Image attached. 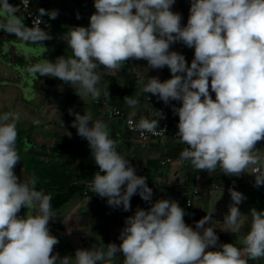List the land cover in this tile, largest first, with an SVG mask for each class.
Masks as SVG:
<instances>
[{"label": "clouds", "instance_id": "1", "mask_svg": "<svg viewBox=\"0 0 264 264\" xmlns=\"http://www.w3.org/2000/svg\"><path fill=\"white\" fill-rule=\"evenodd\" d=\"M175 0H94L95 12L87 27L69 28L62 36L71 54L54 61L38 58L26 71L39 77L57 78L81 97L109 98L105 71H119L131 60H144L148 69L170 70L171 78L146 77L135 96L125 104L136 115L141 94L151 93L172 106L178 115L180 153L196 171L240 176L253 168L256 186L264 185V156L256 149L264 140V0H190L187 24L172 11ZM39 16L56 19L58 10L38 9ZM79 19V15L77 16ZM15 6L0 0V29L14 34L25 45L43 47L51 35L33 22L24 24ZM182 42L194 49L189 65L170 48ZM211 93L215 94L213 99ZM72 127L87 140L99 171L89 183L90 191L113 208L131 209L139 194L151 203L137 208L125 219L119 245L77 249L74 256L54 254L59 243L49 222L55 218L52 196L36 187L37 181L20 179L14 168L21 161L17 147L19 111L0 113V264H248L264 258V210H250L249 230L243 248L218 244L219 237L207 214L193 227L185 223V210L175 200L152 202L147 178L137 175L129 159L119 153V141L109 125L93 119L91 111L74 113ZM158 116H162L159 113ZM132 124V120H129ZM156 118L141 117L134 125L143 135H159ZM232 203L224 216L227 231L241 229L239 205L246 198L229 189ZM22 207L28 209L20 215ZM209 225V226H206ZM214 248L217 250H209Z\"/></svg>", "mask_w": 264, "mask_h": 264}, {"label": "crops", "instance_id": "2", "mask_svg": "<svg viewBox=\"0 0 264 264\" xmlns=\"http://www.w3.org/2000/svg\"><path fill=\"white\" fill-rule=\"evenodd\" d=\"M18 1L19 0H8L11 5L15 6L16 14L19 17L24 18V24L31 27L26 16L18 8ZM32 3L37 9L43 8L47 11L58 10V16L53 20L45 15L52 24V31L49 33L52 39L43 42V46L46 48L40 47L41 50L33 54L30 58L31 62L35 63L38 58L49 60H52L53 58L55 60L57 57L70 55V49H68L62 36L71 27L88 26L89 18L95 12L94 0H32ZM189 9L190 0H175L174 5L172 6V11L177 12L182 16V26L187 24ZM78 15L79 19L77 18ZM3 40L18 41L14 34H9L0 29V101L11 99L18 102L21 94L19 90H17L19 88L17 84L22 85L20 82L23 81V76L20 74V66L18 63L20 59L22 60H20L22 64H26V62L23 61L21 56L16 57L19 60H15V57L5 55L1 49ZM170 50L177 51L184 55L189 65L194 58V49L188 48L182 42H176L171 46ZM156 71L158 72L156 77H159L161 81H164L165 75L163 69H156ZM13 74H15V76H13ZM116 74H118V71H105L104 73L105 76ZM36 78H39L42 84L39 87L36 85L30 87V119L34 120V122L38 120H50V122L39 123L42 129L39 132L41 139L45 141L47 138L50 139L49 136L53 137L52 144H48V148L50 149L55 143L57 135L66 137L65 135L68 133L66 130L68 128L69 137L66 138H70L73 142L78 144L83 143L84 145H88L87 140L81 138L77 134V129L72 127V122L75 117L74 115L69 114V110L71 109L72 112H74L77 105H73L72 108L63 106V104L69 102V98L67 97L69 93H72L71 91L73 87L64 84L57 78L39 76ZM17 80H19V83L16 82ZM140 82L144 84L146 81L140 80ZM211 95L213 99H215V94L211 93ZM76 98H80L81 103L90 104V102L97 101H88L83 96H77ZM71 102L76 103L75 100ZM177 104L178 101H170L167 104L170 112L172 106H176ZM89 107V110L93 114L92 107ZM131 112L132 109L128 108L127 114L131 115ZM155 112L156 106L149 101L143 100L140 101V104L136 109V115L133 117L140 119L143 116L151 119L155 116ZM95 114L97 116L102 115L101 120L109 125L113 138L119 141L117 150L121 155L129 159L132 166L136 169V173L146 177L148 183L157 185L158 191L152 202H155L158 199L171 197V194L174 193L175 201H177L185 210V223L193 227L194 230L196 221H199L207 214H212L213 220L211 221V226H216L220 231L230 233L234 238L239 232L244 231L247 233L249 230L251 209H256L258 211L264 210V195L260 194L259 186H256L255 176L253 175L255 174L253 173V168L256 166H250L247 169V173H242L240 176H234V179L230 181L235 184L233 189L242 193L246 198L238 206L242 214L240 217L241 229L235 233L230 230H224L228 229V226L224 223V216L228 213L229 205L232 203L229 190L219 191L212 194L213 196L204 195L191 207H187L185 204L177 200L179 193L178 187H182V182L185 179H190L194 176L193 185L199 181L209 182L212 177L222 173L219 169L212 173H208L207 171H196L190 162H181L175 157L180 148L178 140L164 137L152 139L143 144L135 133L128 131L123 120L119 122V119L111 118L108 112L104 111ZM51 121L53 122L51 123ZM57 121L59 123H57ZM32 135L33 131L30 130V152L32 153L30 155L29 163L25 164V167L27 166L29 168V176H21L22 174L19 173L18 163L14 168V172L21 180L35 177L38 183L41 180V177L39 175L37 164L40 159L44 158V153H46V151H44V146L41 142H38V140L35 141ZM71 136H74V138ZM255 147L260 151L261 156H264V140L258 141ZM72 156V153H68L63 155L62 159L69 163ZM167 157H172L173 160L162 163ZM76 167H78V163H75L72 166L69 164H67L66 167L64 166L69 172L74 171ZM60 168L64 169L63 166ZM37 189L43 190L39 187H37ZM43 191L46 194H51V191ZM244 201L249 205L247 211L244 210L242 206ZM130 204L131 209L126 212L123 210L122 206L118 208L109 206L107 198L99 199V197L94 195L84 196L80 192L75 193L62 205V207L57 211H53L56 217L49 222L51 234L56 236L59 240V243L54 247V254L59 253V255L63 257L67 256L66 254L69 255V253L66 252V249L69 246L74 247V252H76L77 249H87L88 246H92L88 244V232L90 231L96 232V238L93 240H98L101 246L103 245V242L107 241L110 243H116L117 237L115 234L110 233V231L116 225L124 228L125 219L128 216L134 215L138 207L147 210L151 206V203L137 198H132ZM24 209L25 207H22L21 212H23ZM121 216H123L124 219H120ZM247 216H249V220L247 219ZM91 237L94 238V236H90V238ZM84 242H86V244ZM97 244L99 245L98 242ZM237 247L243 248V244L241 243L240 245H237ZM209 250L213 249L209 248ZM118 256L117 264H119L120 260L123 258L122 254H118ZM260 262L264 264V258H261Z\"/></svg>", "mask_w": 264, "mask_h": 264}, {"label": "trees", "instance_id": "3", "mask_svg": "<svg viewBox=\"0 0 264 264\" xmlns=\"http://www.w3.org/2000/svg\"><path fill=\"white\" fill-rule=\"evenodd\" d=\"M24 65V64H23ZM26 65V64H25ZM25 71L23 72V69ZM20 67V72L24 77V73L27 72L26 68ZM23 72V73H22ZM163 73L165 79L171 78L170 70L165 66L163 68ZM104 84H108V91L110 94L109 98L103 96V92L99 100L93 103L92 111L99 114L103 110L107 112V108L104 104L106 100L110 105L118 106L123 109L126 113L128 106L124 102L125 96H135L137 92L143 87L140 82L139 76L133 70H129L125 64L116 75H107L104 79ZM149 94H141L138 99L139 101H149L156 106V110L160 104L159 100H148ZM180 106V102L176 107ZM171 119L174 122L179 121L178 115L174 114L173 110L170 112ZM137 119V118H136ZM139 120V119H138ZM121 122V119H119ZM129 131V130H128ZM131 132V131H130ZM133 133V132H132ZM68 153H72L69 163L62 159V156ZM178 157V154L177 156ZM79 159V161H78ZM78 163V167L74 171L67 170V164L72 166ZM64 169H61L62 167ZM39 175L41 180L36 184L40 189L51 191L52 194V208L53 211H57L64 203H66L75 193L80 192L82 194V189L84 187L85 181L92 178L93 174L97 170V165L91 157L89 145H84L83 143L78 144L73 142L70 138H66L62 135H57L55 143L49 149L48 152L44 153V158L40 159L37 164ZM234 179V176H227L223 173L215 175L209 182L220 181V182H230ZM194 176L190 179H185L182 182V187L187 190L193 185ZM83 195V194H82ZM92 195L99 197L98 195L92 193ZM99 199H106L101 198ZM215 229L217 236L219 237L218 244L222 243H232L236 245L232 235L226 231H220L218 227L212 226ZM213 250H217L212 248ZM248 264H263L260 259L252 261L249 260Z\"/></svg>", "mask_w": 264, "mask_h": 264}, {"label": "rangeland", "instance_id": "4", "mask_svg": "<svg viewBox=\"0 0 264 264\" xmlns=\"http://www.w3.org/2000/svg\"><path fill=\"white\" fill-rule=\"evenodd\" d=\"M172 10V9H171ZM84 27H87L84 25ZM7 41L3 40L2 41V44L4 45ZM37 51H40L41 48L40 47H37ZM28 56L30 57L29 54L26 55V58H28ZM18 58L15 57V60H17ZM19 60V59H18ZM21 60V59H20ZM19 60V66L22 68L23 66L26 68L28 66V62L26 61V65L22 64ZM52 60L54 61V59L52 58ZM22 61V60H21ZM127 68L129 70H133L134 72H136L139 76V79L140 80H143V81H146V77H152V76H156L158 74V72L156 71V69H148V66H147V62L144 61V60H131L129 61L127 64ZM23 69V68H22ZM20 70V68H19ZM25 71V69H23V72ZM22 72V73H23ZM21 74V72H20ZM111 74V73H110ZM22 75V74H21ZM24 77H23V81L20 82L22 85H18L17 86L19 87L17 90H19L21 96H19V101L18 102H15V100H11V99H4L3 101H0V113L2 112H6V111H19L21 113V119L20 121L17 123V131H18V139H17V147L20 151V156H21V161L18 162V167H19V173H21L22 175L21 176H29V168L26 166L25 167V164H28L29 161H30V155L32 152H30V130L33 131V135L32 137H34V140L38 142H41V144L44 146V151L48 152L49 151V148H48V144H52L53 142V137L52 136H49V138H47L45 141L43 139H41V135H40V131L42 130L41 129V125H39V123H45V122H50V120H38V121H35L34 120H31L30 119V87H32L33 85H36V86H40L42 84L41 80L38 78H36L37 76L34 75V74H30L28 72H25L24 73ZM13 76H15V74H13ZM106 76L103 75V83H104V78ZM17 83H19V80L16 81ZM7 83V82H6ZM103 91V90H102ZM72 93L68 95L67 98H69V102L68 103H65L63 104V106H67L68 108H72L73 105H77L76 108L74 109V113H79L81 115L84 114V111L87 112V111H90V107L89 106H92L94 102H90V104L88 103H81V99L79 98H76V91L75 89L73 88ZM84 97V96H83ZM88 101H95L93 100L90 96L89 97H85ZM77 99V100H76ZM18 100V99H17ZM16 100V101H17ZM76 101V103L74 102H71V101ZM74 108V107H73ZM104 112H106L105 110H103ZM102 111V112H103ZM93 119H101L102 115L100 116H97L94 112H93ZM73 121V120H72ZM53 121H51L52 123ZM57 123H59L57 121ZM68 133H69V129L67 128L66 130ZM64 131V132H66ZM68 133H66V137H69L68 136ZM72 138H74V136H71ZM49 139V140H48ZM172 196L171 197H168L166 199H170V200H175V194L172 193L171 194ZM213 196V195H212ZM244 210H248V203L246 204V201L243 202L242 204ZM28 209L25 208L23 210V212L19 213V214H22V215H25L27 213ZM120 219H124L123 216L120 217ZM247 219L249 220V216H247ZM123 228L119 225H116L111 231L110 233L112 234H115L116 237H117V242L116 244L119 245L121 243V241L118 239L119 235H120V232ZM96 232H93V231H90L88 232V244L92 245V246H88L87 249H90L91 247H100L101 244L100 242L97 240V241H94L93 239L96 238ZM246 235V232L244 231H241L239 232V234L235 235L234 236V241L236 242V246L237 245H240L243 241V238L244 236ZM90 236H94L90 238ZM97 242L99 243V245L97 244ZM240 242V243H239ZM86 244V242H84ZM110 242L107 241V242H103L104 245H107L109 244ZM74 247L72 246H69L67 249H66V252L69 253V255H72L71 256H74L75 255V252H74ZM65 252V253H66ZM71 253V254H70ZM118 254H121V253H118ZM117 254V256H118ZM67 256H69L68 254H66ZM119 257V256H118ZM122 258V257H121ZM120 258V259H121ZM123 258L120 260L122 261ZM262 263V262H261ZM120 264V262H119Z\"/></svg>", "mask_w": 264, "mask_h": 264}, {"label": "built area", "instance_id": "5", "mask_svg": "<svg viewBox=\"0 0 264 264\" xmlns=\"http://www.w3.org/2000/svg\"><path fill=\"white\" fill-rule=\"evenodd\" d=\"M18 8L23 12V14L28 19L29 25L32 27L33 22H41L40 27L46 31L47 33H51L52 31V24L50 20L46 17H40L38 9L33 5L32 0H19L18 1ZM148 100H158L156 96H153L150 94L148 97ZM160 101V100H159ZM104 104L107 108V112L111 118L115 119H121L126 125V128L135 133L138 139L143 143H147L148 141L156 138H164L169 137L178 140L176 138V133L178 131L177 128V122L172 121L171 115H170V109L167 104H165L163 101H160V104L155 112V116L153 118H156L158 120L159 128L157 131L160 132L159 135H153L151 133H144L141 135V133L137 130H134V125L139 120L134 118L131 115H128L123 109H121L118 106L110 105L106 100H104ZM159 113L162 114V116H158ZM151 118V119H153ZM132 120V124H129V120ZM186 145L180 143V148L178 151V160L181 162H189L186 160H182L180 157V153L185 148ZM172 157H167L162 163L170 162L172 161ZM99 171V168L97 166L96 172ZM139 175V174H137ZM142 176V175H140ZM92 178L85 181L84 187L82 189V194L84 196H90L92 195V192L89 188V183ZM148 186L152 188L153 190V198L156 196L158 187L157 185L148 183ZM235 187V184L233 182H220V181H213V182H206V181H199L196 182L190 189L185 190L181 186L178 187V197L177 200L187 207H191L196 201L200 200L204 195H212L219 191L223 190H229L230 188L233 189ZM259 192L260 194L264 195V185L259 186ZM132 198L141 199L139 194H135ZM131 198V199H132Z\"/></svg>", "mask_w": 264, "mask_h": 264}, {"label": "water", "instance_id": "6", "mask_svg": "<svg viewBox=\"0 0 264 264\" xmlns=\"http://www.w3.org/2000/svg\"><path fill=\"white\" fill-rule=\"evenodd\" d=\"M38 46L25 45L21 41H7L4 45L2 44L1 49L7 56L18 57L21 56L23 61H27L28 64L31 62V57L36 53ZM29 54L30 57L26 58V55Z\"/></svg>", "mask_w": 264, "mask_h": 264}]
</instances>
